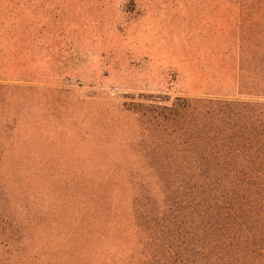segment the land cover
<instances>
[{"label": "rangeland", "instance_id": "obj_1", "mask_svg": "<svg viewBox=\"0 0 264 264\" xmlns=\"http://www.w3.org/2000/svg\"><path fill=\"white\" fill-rule=\"evenodd\" d=\"M0 264H264V0H0Z\"/></svg>", "mask_w": 264, "mask_h": 264}]
</instances>
